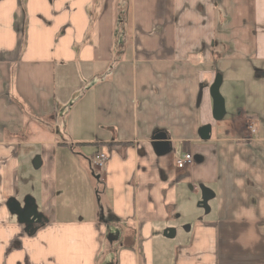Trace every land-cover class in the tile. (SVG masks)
Here are the masks:
<instances>
[{
	"label": "crops",
	"instance_id": "0c3cea01",
	"mask_svg": "<svg viewBox=\"0 0 264 264\" xmlns=\"http://www.w3.org/2000/svg\"><path fill=\"white\" fill-rule=\"evenodd\" d=\"M0 264H264V0H0Z\"/></svg>",
	"mask_w": 264,
	"mask_h": 264
},
{
	"label": "water",
	"instance_id": "95a60500",
	"mask_svg": "<svg viewBox=\"0 0 264 264\" xmlns=\"http://www.w3.org/2000/svg\"><path fill=\"white\" fill-rule=\"evenodd\" d=\"M220 84H221V76L217 74L215 76L213 83L210 86V94H211L212 104H213L212 112H213V118L215 120L221 119L225 114L224 101L219 92ZM210 131H211V128L209 125L202 126L199 129L200 138L202 140L209 139ZM152 144L155 149V152L158 155L167 153L171 147L170 142L164 133L155 134L153 136ZM212 197H213V192L206 187H202L201 188V200L199 201L198 205L207 211L208 210L207 202ZM28 215L30 216V220L33 222L35 220L34 213L33 212L32 214L28 213Z\"/></svg>",
	"mask_w": 264,
	"mask_h": 264
},
{
	"label": "built area",
	"instance_id": "2783aa9c",
	"mask_svg": "<svg viewBox=\"0 0 264 264\" xmlns=\"http://www.w3.org/2000/svg\"><path fill=\"white\" fill-rule=\"evenodd\" d=\"M246 128L248 131V135L254 136L257 133V124H256L255 119L248 118V123L246 125ZM107 158L108 157L104 152H102V151L98 152L92 160L93 168L95 170L103 169L104 163L106 162ZM192 160H193V157L191 154L184 153V154H181L178 158H176L175 164L177 166H185V165H188L189 163H191Z\"/></svg>",
	"mask_w": 264,
	"mask_h": 264
},
{
	"label": "rangeland",
	"instance_id": "374dc122",
	"mask_svg": "<svg viewBox=\"0 0 264 264\" xmlns=\"http://www.w3.org/2000/svg\"><path fill=\"white\" fill-rule=\"evenodd\" d=\"M229 117H230V114H229V112H226V114L224 115V117L223 118H221V119H219V120H226V119H229ZM95 183H96V185H98V181L97 180H95ZM99 186V185H98ZM198 198H200V193H199V195H198Z\"/></svg>",
	"mask_w": 264,
	"mask_h": 264
}]
</instances>
